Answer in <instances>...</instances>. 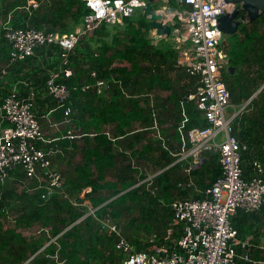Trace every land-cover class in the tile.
<instances>
[{
	"label": "trees",
	"instance_id": "obj_1",
	"mask_svg": "<svg viewBox=\"0 0 264 264\" xmlns=\"http://www.w3.org/2000/svg\"><path fill=\"white\" fill-rule=\"evenodd\" d=\"M42 1L31 12H15L10 24L15 28L34 27L47 33H68L80 27L85 15L90 11L83 0ZM14 3V6L18 5L17 2ZM139 9L141 11L138 14L137 10L122 23H105L93 33L85 35L69 53V62L74 74L67 77L61 72L57 78L58 82L67 84L71 90L66 105L73 109L72 121L63 126L66 127L67 133L77 120L79 122L77 126L81 127L80 132L83 133L82 140L89 143L93 138L96 144L89 145L83 150L82 162L74 167L76 177L65 180L63 190L53 192L49 196L44 197L46 190L38 186L39 182L36 179H30L22 167L10 172L7 182L0 185V264H60L62 260L65 264H114L116 259L120 262L124 258L115 247L117 233L104 226L105 220L110 221L108 219L110 216L90 214L83 222L86 223V230L79 224L67 229L70 222L67 224L66 219L60 216V210L68 209L72 221L81 218L84 213L77 211L74 206L80 202V191L87 185L96 188L95 173H98L101 180L102 175L117 166L116 156L112 152L113 141L107 133L100 130L99 121L104 123L119 121L118 131H123L126 124L129 126L130 117L135 115L121 111V107H129L132 101L133 107L139 106L135 94L156 86L171 88V81L163 79L165 70L168 69L174 68L189 78L184 69L176 66V58H172L177 55L174 49L162 42L156 44L151 38L149 32L151 21L144 14L143 8ZM243 15L244 11L239 5L236 19L241 21ZM233 34L235 41L222 47L227 51L229 58L224 77L231 92L234 108L241 109L232 123V135L240 141L242 166L245 175L249 176L255 171L256 161L264 166V87L261 88L264 85V12L249 21H241ZM11 51L12 44L5 37L3 25L0 24V71L6 69L5 77L12 83L7 93L1 92L3 95L0 94V105L15 86L22 96L28 95L30 89L36 92L40 88L44 89L51 73L60 72L65 66L63 49L59 43L49 42L38 46L33 55L23 60L11 61ZM17 67L29 70L22 74L18 72V76ZM92 72H96L97 75L94 76ZM226 72H230L231 75L226 76ZM100 79L105 80L108 85L102 93L98 92L97 86ZM86 85L90 87L85 89ZM184 87L182 98L184 105L181 106L177 99L172 100L174 106L179 109L175 116L180 123L179 126L175 123L177 130L172 133V138L182 141V147H187L190 145L186 139L188 130L193 126H205L207 121L194 101L187 97L192 84L187 82ZM260 88L261 90L257 92ZM108 92L109 94H106ZM47 95L48 103L55 112L56 109H61L56 108L59 101L48 93ZM60 113L62 121L63 108ZM91 135L93 137H90ZM65 140L70 139L62 138L59 141L63 153L56 156L65 154L63 144ZM152 149L153 164L158 165L159 169L167 167L155 175L153 186H148L147 181H144L127 194L100 208L104 211L103 214L110 213L114 218H121L125 211L133 213L136 209L139 216L133 217L137 222L135 227L118 222L112 224L117 225L136 249L146 251H151L154 246L164 243L168 231H173L175 238L179 237L181 228L174 216L170 194L171 189L177 187V184L179 187L183 182V177L178 178L174 175L178 172L177 169L181 168V164L172 165L176 158L160 144L156 147L152 145ZM157 150L160 153L155 155ZM205 154L207 160L191 172V176L197 178L202 190L210 187L222 174L220 155L210 151ZM130 167L127 169H132ZM138 174L142 178L146 176V173ZM134 182L133 176L130 177L126 187L132 186ZM20 185L24 186L21 190ZM27 188L33 192H28ZM181 191L186 195L189 190ZM195 196L205 197L202 194ZM92 199L96 205H101L105 201L104 198L96 199L94 195ZM128 200L132 205H127ZM122 203L125 211L119 209L116 212L117 205ZM109 208H112V211L109 212L107 210ZM261 209L263 217L259 215L260 213H249L244 210H238L232 217V223L242 239L252 235L253 243L262 244L260 242L261 229L264 228V206ZM11 222L14 225H8ZM37 224L39 226L36 229L39 232L32 234L31 238L25 237L17 230L18 227H33ZM130 228L133 229V234L129 233ZM142 232L147 236H142ZM154 233L157 234V238L151 242L149 239ZM52 238L55 240L40 250ZM106 240L110 244L107 250L103 247ZM113 243L115 248L111 246ZM253 254L260 257L259 250ZM237 260V264H253L241 258Z\"/></svg>",
	"mask_w": 264,
	"mask_h": 264
},
{
	"label": "built area",
	"instance_id": "obj_2",
	"mask_svg": "<svg viewBox=\"0 0 264 264\" xmlns=\"http://www.w3.org/2000/svg\"><path fill=\"white\" fill-rule=\"evenodd\" d=\"M83 1L90 11L73 32L47 33L34 27L15 28L10 20L3 24L5 37L12 44L11 61L23 60L33 55L38 46L49 42L61 45L65 66L60 72L51 73L46 86L47 93L59 101L56 108L64 109L62 121L49 120L56 129L72 121L73 109L66 105L71 90L67 84L57 81L61 72L67 77L74 74L69 53L85 35L105 23H122L148 3V0ZM42 2L29 0L28 10ZM167 2L153 11L163 17L156 19L159 26L150 27V36L154 42L165 39L173 44L177 52L176 66L188 73L187 82L192 84L187 97L194 101L207 121L205 126H193L188 130L186 139L191 146L183 148L182 153L191 155L194 164H198L207 151L219 154L222 174L207 189L197 188L204 198L180 197L171 202L175 219L181 225L180 235L175 238L173 231H168L164 243L154 246L151 251L136 249L111 221L105 220L104 226L117 233L115 247L124 255L122 264H237L238 258L264 264V244H255L249 237L242 239L232 223L238 210L251 213L264 206V166L256 161L254 173L249 176L244 173L241 144L232 135V123L241 109L234 108L224 77L229 58L221 46L224 34L221 17L225 13L235 15L239 3L231 0ZM6 72V69L1 70L0 77ZM92 74L97 75L96 72ZM97 86L99 93L108 88L102 79L97 81ZM37 95L30 89L28 95L22 96L15 86L0 105L1 122L7 123L0 126V185L7 182L12 170L22 167L30 179H36L38 186L46 190L45 197L62 191L66 180L62 170L53 165V158L63 153L59 141L62 138L79 139L83 133L70 129L62 136L48 134L37 116ZM228 107L235 110L230 117L226 114ZM153 176L155 174L145 180L150 187ZM179 185L183 186V183ZM188 186L196 187L195 181L190 179ZM35 231L39 232L38 229ZM156 238L154 233L149 241L154 242ZM256 250L260 251V257L254 256Z\"/></svg>",
	"mask_w": 264,
	"mask_h": 264
},
{
	"label": "crops",
	"instance_id": "obj_3",
	"mask_svg": "<svg viewBox=\"0 0 264 264\" xmlns=\"http://www.w3.org/2000/svg\"><path fill=\"white\" fill-rule=\"evenodd\" d=\"M14 2H17L18 5L14 6ZM238 3L244 11V15L240 18L241 21H249L251 18L255 17H252V13L250 12L251 8L244 5V3ZM28 4L29 0H0V24L3 25V23L8 20L11 21L13 15L17 11L31 12L34 8L28 10ZM167 41L169 42L170 47L174 49L173 44L169 40ZM157 43L158 42H156V44ZM174 51L176 52L175 49ZM172 58H177V55ZM16 70L17 75L19 76L18 72L22 74L26 70H29V68H22L21 70L20 67H17ZM163 79L171 81V88H162L159 86H156L153 89L147 88L146 90H144V92L135 94L136 99L139 100V106H136V108L133 107L134 105L132 101L129 103V107H121V111H128L129 114L135 115V117H130L129 126H126V124L123 128V131H118V128L120 127L119 121H114L113 123H104L101 120L99 121L100 130L107 133L111 141H113L112 152L116 156L115 159L117 162V166H115V168L109 173H105L104 175H102L101 180H99L98 173H95L94 178L96 180V185L94 186L96 188L91 185H87L80 191V202H78L74 206L77 211L84 213L81 218L72 221V215L71 212L68 211V209L60 210V216L66 219L67 224L70 222L67 229H71L73 226H77L79 224L83 225V230H86V223L83 224V222L86 221L85 217L89 216L90 214H93L95 216L97 215V213L101 215V217L110 216L108 219H110L111 223L118 222L122 225L135 227V223L137 224V222L133 220V217L139 216V212L136 209L133 211V213H129L128 211L124 210V206H122L123 203L117 205L118 208L116 209V212L119 209L125 212L123 213V217L114 218L111 217L110 213L103 214L104 211L100 210V208L102 207V205H105L112 200H117V198H119L120 196L127 194L131 189L137 187L138 184H143V182L151 175H156L157 173H160L167 168L165 167L159 169L160 167L158 165L155 166L153 164L154 152L152 149V145L153 147H156L160 144L161 147L169 150V153L176 158L172 165L175 163L181 164V168L177 169L178 172L174 173V175L178 178L183 177V186L179 185V188L177 184V187L171 189V201L180 197L196 198L195 195L200 194L197 191V188H199L197 178L191 176V172L194 168L200 167V165L207 160V156L204 153L201 161L198 164L192 163L193 157L189 154L185 155L182 153V149L185 148L182 147V141L174 140L172 138V133L176 132L177 130L175 129V123L178 124V126L180 124L179 120L175 116L179 109L178 107L174 106L172 100L177 99L179 100L181 106L184 105V101L182 100V98L184 97V86L187 85V77H185L182 72L180 73L178 72V70L173 68L171 70H165ZM1 81H3V83H0V94L3 95L2 93H7L11 89L12 83H9L5 75L1 76L0 82ZM263 87L264 85L261 88ZM261 88L257 92H259ZM37 92L38 97L36 99V110L38 113V119L43 128L47 130L48 134L53 136H62L63 134H66L65 126L56 129L51 124L52 121H61V109H56L55 112V109L50 106V104L48 103L49 97H47L48 95L46 92V87L44 89L40 88ZM106 94H109V92ZM51 110H53L54 112ZM146 117L149 119H147ZM50 119H52V121H49ZM183 120H185V118ZM77 123L79 124V122L76 120L74 125L72 126V129L81 131V127L77 126ZM4 124L6 123H2L0 118V126ZM181 126L184 127V124H182ZM181 126L179 127V130ZM90 137H93V135H91ZM67 139L70 140H65L63 142V144H65V154L55 156V158H53V165L62 170L64 172L66 180H69L72 179V177H76L74 173V167L82 162L83 150L89 145H95L96 142L93 138L89 140V143L82 140V138H79L77 140L71 138ZM190 146L191 145H189V147ZM159 153L160 152L158 150L155 151V155H158ZM128 166H131L130 168L132 169H127ZM138 173H146L145 178L140 177ZM132 176L135 179V182L132 184V186L126 187V183H128L129 178ZM190 179L192 181H195L196 187L188 186V182ZM23 187V185H20L19 189L21 190L23 189ZM182 189H188V194H182ZM27 190L28 192H33L28 188ZM116 191L119 192L113 194ZM92 195H94L96 199L104 198L105 201L101 205H96L94 204L95 201L92 199ZM127 205H132V203L129 201ZM107 210L110 212L112 211V208H109ZM256 213H260L259 215L263 217L262 209H260ZM10 224L14 225V223L12 222L8 223V225ZM37 226L39 225L37 224L33 227H18L17 230L18 232H21L25 237L31 238V235L35 234ZM132 230L133 229L131 228L129 229L130 234H133ZM141 235L145 236L146 233L142 232ZM248 237L252 238L253 236L249 235ZM53 238L46 242L40 250H43L45 246L50 243V241L55 240ZM103 243H105L103 247L107 250V248L110 246L109 242L106 240ZM260 243L264 244V228L261 229ZM111 246L114 247V243Z\"/></svg>",
	"mask_w": 264,
	"mask_h": 264
},
{
	"label": "water",
	"instance_id": "obj_4",
	"mask_svg": "<svg viewBox=\"0 0 264 264\" xmlns=\"http://www.w3.org/2000/svg\"><path fill=\"white\" fill-rule=\"evenodd\" d=\"M154 0H149L147 3V6L143 8V12L146 16H149V14H151L152 17H150V27L151 29L159 26L160 24L157 23L156 19L158 18H162L163 15L161 14H154V10L156 9L153 4L151 2H153ZM231 1H235V2H241L244 3V5L248 6L249 8H251L250 12L252 13V17L257 16L258 14L264 12V0H231ZM153 14V15H152ZM236 14L235 15H230L228 13H225L224 15H222L221 19V26L223 27L224 31H231L234 32L239 24H240V20L236 19ZM167 30H169L167 28Z\"/></svg>",
	"mask_w": 264,
	"mask_h": 264
},
{
	"label": "rangeland",
	"instance_id": "obj_5",
	"mask_svg": "<svg viewBox=\"0 0 264 264\" xmlns=\"http://www.w3.org/2000/svg\"><path fill=\"white\" fill-rule=\"evenodd\" d=\"M155 8H158V6L160 5L163 6L165 4H167V0H154L153 2H151ZM141 11V9H138V12L136 14H138L139 12ZM77 30V28H76ZM235 41V38H234V34L233 32L231 31H224V34H223V37H222V41H221V46L222 47H226L227 45H231L233 42ZM162 42L163 44H166L167 46H170L169 45V42L165 39H162L160 41H158V43ZM227 71V70H226ZM231 73L230 72H226V76H230ZM235 112L234 108L233 107H228L227 108V111H226V114H227V117H230L233 113ZM122 260H120V262L118 261V259L115 260V264H122L121 262Z\"/></svg>",
	"mask_w": 264,
	"mask_h": 264
}]
</instances>
